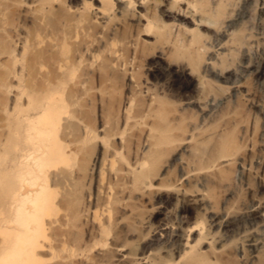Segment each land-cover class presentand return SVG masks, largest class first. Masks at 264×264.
<instances>
[{"label":"bare ground","instance_id":"6f19581e","mask_svg":"<svg viewBox=\"0 0 264 264\" xmlns=\"http://www.w3.org/2000/svg\"><path fill=\"white\" fill-rule=\"evenodd\" d=\"M93 1L0 0V264H264V0Z\"/></svg>","mask_w":264,"mask_h":264},{"label":"rangeland","instance_id":"374dc122","mask_svg":"<svg viewBox=\"0 0 264 264\" xmlns=\"http://www.w3.org/2000/svg\"><path fill=\"white\" fill-rule=\"evenodd\" d=\"M93 4L94 5H96V6H101V5H103L104 7H106V9H108L111 13H115V11H116V4H115V2L114 3H110V0H94L93 1ZM72 5L73 6H77V5H79V0H73V2H72ZM135 12H140V14H143V11L141 10V9H139V8H136L135 9ZM153 13V12H152ZM151 13V14H152ZM256 13H257V11H256ZM255 12L253 13V17L254 18H257V14H256ZM155 16H157L158 15V13H157V11L155 12V13H153ZM130 19H133V18H130ZM165 21H166V23L167 24H170V23H172V20H170V19H165ZM134 24L133 23V20H129V24ZM179 23L180 24H182V25H185V26H187V27H189V28H191V24H189V21L188 20H183V19H180L179 20ZM140 25H141V23H140ZM203 31V30H202ZM143 34H138V40H139V42L144 46V50L146 51V52H152V51H154L155 50V48H156V44H154V42H153V40L152 39H147V38H145L144 36H142ZM151 61H149V62H144V63H142L141 64V68H139L138 69V74L139 75H141L142 77H146V79H151V77H149L148 76V74H149V71L148 70H150V67H149V63H150ZM140 71V72H139ZM144 75V76H143ZM253 85V83H252V81L251 80H248V81H246V84H244V86H243V88L241 89V90H243V89H246V88H249V87H251ZM121 91V90H120ZM120 94V96H119V98H123L124 97V94H125V88H123V91H121V93H119ZM254 109H256L255 107L253 108V109H251L250 110V113H253L254 112ZM174 170V171H173ZM172 170V175H175V176H177L178 174H177V171H175V169H173ZM258 174H259V172H258ZM254 181H255V183L257 182L256 181V179L255 178H251V185H252V191H247V190H245L244 188L243 189H241V191L238 193L239 194V200L240 201H243V202H245V203H247V202H249L250 201V195L252 194V193H254V195H256V197L258 198V199H260L261 197H262V200H263V198H264V188H262V189H258L257 188V183L255 184L254 183ZM252 192V193H251ZM260 197V198H259ZM219 207L217 208L218 210H216L217 212L218 211H220V205H218ZM206 215H208V214H206ZM204 216V221L205 222H207V217L208 216ZM244 224V222L243 221H235L234 223H233V225L234 226H232V228H231V230H229L230 232H227V233H225V236L230 240V241H232L233 239L231 238V237H235L234 238V243L235 244H232V245H238V246H242L243 247V249H244V253L248 256V255H250V253H249V251L248 250H250V248H248V244H250V242H251V240H253V238H254V236L256 235V237L258 238H254V240L256 239L257 241H258V245H259V248H261V246H262V244L264 243V228H263V226L261 225V224H258V225H255V226H253V228L254 227H257V228H255V229H253L252 227H250V226H248V222H246V225H243ZM235 226H237L238 227V229H236L237 227H235ZM244 226H246V227H244ZM243 228H249V230H250V228H251V230L253 231V233H250V231H249V233L247 234V235H245V236H247L246 237V239L245 240H242L244 237H243V234H241V233H243L242 231H244L243 230ZM256 229H257V231H256ZM221 229H217L216 228V232L219 234H217L218 236H221L222 234H223V232H221L220 231ZM237 231V232H236ZM255 232V233H254ZM257 233V234H256ZM241 234V235H240ZM254 234V235H253ZM251 235V236H250ZM241 237H243V238H241ZM252 237V239H250ZM240 238V239H239ZM242 240V241H241ZM250 240V241H249ZM238 241V242H237ZM264 245V244H263ZM262 248H264V246H262ZM261 248V251L263 250L264 251V249H262Z\"/></svg>","mask_w":264,"mask_h":264}]
</instances>
